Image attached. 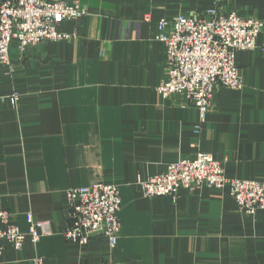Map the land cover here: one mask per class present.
Here are the masks:
<instances>
[{
  "label": "crops",
  "instance_id": "crops-1",
  "mask_svg": "<svg viewBox=\"0 0 264 264\" xmlns=\"http://www.w3.org/2000/svg\"><path fill=\"white\" fill-rule=\"evenodd\" d=\"M66 1L88 13L57 26L71 38L31 47L21 60L11 47L15 71L0 66V209L22 233L27 214L50 228L35 244L6 246L0 264H264V211L242 215L226 191L147 199L139 186L200 153L222 162L228 179L264 180V27L256 47L234 57L242 89H216L195 135L190 103L156 94L166 55L156 22L211 1ZM219 6L264 25V0ZM98 181L119 189L117 243L102 235L68 243L64 192Z\"/></svg>",
  "mask_w": 264,
  "mask_h": 264
},
{
  "label": "built area",
  "instance_id": "built-area-1",
  "mask_svg": "<svg viewBox=\"0 0 264 264\" xmlns=\"http://www.w3.org/2000/svg\"><path fill=\"white\" fill-rule=\"evenodd\" d=\"M212 8L189 16L158 20L155 39L164 43L165 79L156 88L162 101L183 97L196 112L194 134L199 135L218 88L241 90L242 79L235 63L238 52L256 47V37L264 25L236 10H224L220 0H210ZM88 15L78 3L66 0H0V66L12 74L16 66L10 58L11 47L21 60L26 50L59 42L72 36L58 32L62 22H76ZM148 19V17H146ZM13 103L15 94L10 97ZM144 198L169 197L176 200L180 191L208 188L226 191L236 210L244 216L264 211V180L228 179L223 163L205 153L194 159L168 164L163 173L139 182ZM67 223L62 231L65 241L83 246L90 239L104 236L113 248L121 228V199L117 186L98 181L91 186L69 188L64 192ZM28 230L19 231L12 216L0 209V257L6 246L20 250L26 238L35 244L50 232L49 222H36L26 215ZM33 264H42L35 259Z\"/></svg>",
  "mask_w": 264,
  "mask_h": 264
},
{
  "label": "rangeland",
  "instance_id": "rangeland-1",
  "mask_svg": "<svg viewBox=\"0 0 264 264\" xmlns=\"http://www.w3.org/2000/svg\"><path fill=\"white\" fill-rule=\"evenodd\" d=\"M120 213V212H119ZM119 215V214H118Z\"/></svg>",
  "mask_w": 264,
  "mask_h": 264
}]
</instances>
